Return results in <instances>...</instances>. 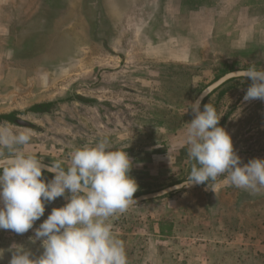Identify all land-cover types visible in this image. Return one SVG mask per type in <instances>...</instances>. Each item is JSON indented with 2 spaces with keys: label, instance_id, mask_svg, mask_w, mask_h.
Returning a JSON list of instances; mask_svg holds the SVG:
<instances>
[{
  "label": "rangeland",
  "instance_id": "rangeland-1",
  "mask_svg": "<svg viewBox=\"0 0 264 264\" xmlns=\"http://www.w3.org/2000/svg\"><path fill=\"white\" fill-rule=\"evenodd\" d=\"M260 7L264 0H0V115L13 119L0 122L30 130L24 150L48 164L67 165L74 149L107 137L132 160L134 196L185 181L195 163L184 142L189 103L229 71L264 67ZM250 84L231 79L201 104L215 106L242 164L264 159V101H244ZM38 103L52 104L31 112ZM225 176L114 216L128 264H264V190ZM65 203H46L27 233L0 230V264L13 243L40 255L29 237Z\"/></svg>",
  "mask_w": 264,
  "mask_h": 264
},
{
  "label": "clouds",
  "instance_id": "clouds-1",
  "mask_svg": "<svg viewBox=\"0 0 264 264\" xmlns=\"http://www.w3.org/2000/svg\"><path fill=\"white\" fill-rule=\"evenodd\" d=\"M238 78L250 79L244 101H264V67L249 66ZM194 118L186 123L184 142L194 160L185 186L216 182L252 194L264 190V159L246 164L234 150L229 133L219 126L217 109L211 103L203 110L200 101L189 103ZM186 111V112H187ZM185 112V113H186ZM30 130H19L0 122V230L27 233L45 213L46 203L63 197L66 203L50 214L29 237L40 241L42 253L13 243L8 264H128L125 242L113 229L111 219L136 204L138 184L129 173L132 160L125 150H112L107 137L73 150L67 165L63 161L44 164L24 146ZM54 173L51 180L43 172ZM0 249V260L4 258Z\"/></svg>",
  "mask_w": 264,
  "mask_h": 264
},
{
  "label": "water",
  "instance_id": "water-1",
  "mask_svg": "<svg viewBox=\"0 0 264 264\" xmlns=\"http://www.w3.org/2000/svg\"><path fill=\"white\" fill-rule=\"evenodd\" d=\"M240 70H233V71H229L225 74H223L222 76L218 77L216 80H214L213 82H211L209 85H207L205 88H203L195 97L193 103L197 100L200 101V108H201V104L202 102L212 93L214 92L216 89H218L221 85H223L224 83H226L227 81L234 79V78H238L239 76V72ZM15 123L17 124H24L26 125L27 123L24 121H21L19 119L15 120ZM46 165H50L48 163L43 162ZM52 176H54V173H49L47 171H44ZM186 181V180H185ZM185 181H181L179 183L167 186L163 189L154 191V192H150V193H145V194H140L135 196V200H136V204L146 201V200H150V199H156L159 197H163L166 195H170L172 193H175L177 191L183 190V189H190V188H194L197 186H200L202 184L199 185H192V186H185ZM135 205V204H134Z\"/></svg>",
  "mask_w": 264,
  "mask_h": 264
},
{
  "label": "trees",
  "instance_id": "trees-1",
  "mask_svg": "<svg viewBox=\"0 0 264 264\" xmlns=\"http://www.w3.org/2000/svg\"><path fill=\"white\" fill-rule=\"evenodd\" d=\"M189 2H191V0H188ZM261 11L263 10L264 11V7H260ZM204 102V101H203ZM49 104H52V103H38V104H34L33 106H31V108L29 109L31 112H35V113H43V112H48V106ZM11 117V114L9 115H0V119H5L9 122H13V119L10 118ZM43 174H48L46 172H43ZM140 195V194H139ZM135 197V196H134Z\"/></svg>",
  "mask_w": 264,
  "mask_h": 264
},
{
  "label": "crops",
  "instance_id": "crops-1",
  "mask_svg": "<svg viewBox=\"0 0 264 264\" xmlns=\"http://www.w3.org/2000/svg\"><path fill=\"white\" fill-rule=\"evenodd\" d=\"M171 221H173V220H171ZM197 233H195V231H193V233L191 234L192 236H195Z\"/></svg>",
  "mask_w": 264,
  "mask_h": 264
}]
</instances>
